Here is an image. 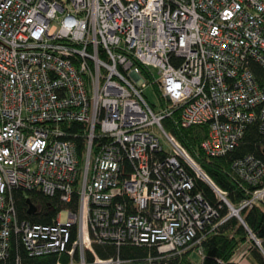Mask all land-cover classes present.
I'll use <instances>...</instances> for the list:
<instances>
[{
	"label": "built area",
	"instance_id": "obj_1",
	"mask_svg": "<svg viewBox=\"0 0 264 264\" xmlns=\"http://www.w3.org/2000/svg\"><path fill=\"white\" fill-rule=\"evenodd\" d=\"M174 113L209 125V156L250 124L264 135V0H0V263L16 249L24 264L21 245L40 264H174L192 248L203 257L231 216L244 223L264 200V145L234 160L252 189L233 204L164 128ZM17 190L32 192L34 212H20Z\"/></svg>",
	"mask_w": 264,
	"mask_h": 264
},
{
	"label": "trees",
	"instance_id": "obj_2",
	"mask_svg": "<svg viewBox=\"0 0 264 264\" xmlns=\"http://www.w3.org/2000/svg\"><path fill=\"white\" fill-rule=\"evenodd\" d=\"M136 67L141 71L145 79L152 81L151 71L139 62L135 63ZM154 89L159 97L160 104L164 105L157 85L153 84ZM156 107L155 105H152ZM179 114L174 113L162 120L164 128L172 133L182 144L195 161L203 168L205 173L224 191L227 198L233 204H237L243 198L248 196L251 186L242 182L234 171L232 164L235 159L243 157L246 154L253 153L261 155V147L264 145V135L261 133L257 123L250 124L245 129L244 135L239 145L222 156H209L202 148V142L207 138L209 125L195 124L188 127L182 126L179 121ZM194 192H200L215 207H219L221 216L227 214V207L219 202L214 192L200 178H195ZM30 191H15V199L18 209L25 214L27 208V200L33 201ZM50 213L55 214L58 207L55 205L48 206ZM243 222L231 216L227 222L222 224L218 231L207 235L201 242L203 250L202 264H238L242 259H246L250 264H264V200L256 204L253 208L245 209L240 212ZM251 232L256 239L261 242V247L255 244V240L250 237ZM96 246L100 255H105L106 249L110 254L116 252V247ZM122 254L142 253L143 248L122 247ZM19 256L24 264L42 262L41 258H27L24 249L19 245ZM16 249L12 251L8 264L16 263ZM236 255L239 257L236 258ZM174 264H193L190 258V251L184 253L181 257L172 259ZM1 264V263H0Z\"/></svg>",
	"mask_w": 264,
	"mask_h": 264
},
{
	"label": "rangeland",
	"instance_id": "obj_3",
	"mask_svg": "<svg viewBox=\"0 0 264 264\" xmlns=\"http://www.w3.org/2000/svg\"><path fill=\"white\" fill-rule=\"evenodd\" d=\"M155 72V76L158 77V73L156 69H153ZM144 91V96L146 97V99L152 104L155 105L156 107H158L160 105V100L159 97L154 89V86L152 83H147L145 88L143 89ZM165 147H168V144L165 142ZM255 242V241H254ZM255 244L257 245V243L255 242ZM258 246V245H257ZM195 248L189 249L188 251H190V258L191 261L193 262V264H202V257L201 255L194 250ZM239 257V255H236V258Z\"/></svg>",
	"mask_w": 264,
	"mask_h": 264
},
{
	"label": "water",
	"instance_id": "obj_4",
	"mask_svg": "<svg viewBox=\"0 0 264 264\" xmlns=\"http://www.w3.org/2000/svg\"><path fill=\"white\" fill-rule=\"evenodd\" d=\"M262 151H263V154H264V148L262 149ZM27 202H28V204H29L28 212H29V213L34 212V211H35V206L32 204L31 201H27Z\"/></svg>",
	"mask_w": 264,
	"mask_h": 264
},
{
	"label": "crops",
	"instance_id": "obj_5",
	"mask_svg": "<svg viewBox=\"0 0 264 264\" xmlns=\"http://www.w3.org/2000/svg\"><path fill=\"white\" fill-rule=\"evenodd\" d=\"M238 264H250L246 259H242Z\"/></svg>",
	"mask_w": 264,
	"mask_h": 264
},
{
	"label": "bare ground",
	"instance_id": "obj_6",
	"mask_svg": "<svg viewBox=\"0 0 264 264\" xmlns=\"http://www.w3.org/2000/svg\"><path fill=\"white\" fill-rule=\"evenodd\" d=\"M214 182V181H213ZM206 183V182H205ZM215 183V182H214ZM216 184V183H215ZM210 187V186H209ZM216 197V196H215ZM217 198V197H216ZM218 200V199H217Z\"/></svg>",
	"mask_w": 264,
	"mask_h": 264
}]
</instances>
